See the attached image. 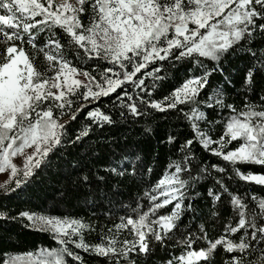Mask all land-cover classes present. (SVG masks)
I'll return each instance as SVG.
<instances>
[{"label": "snow or ice", "instance_id": "snow-or-ice-1", "mask_svg": "<svg viewBox=\"0 0 264 264\" xmlns=\"http://www.w3.org/2000/svg\"><path fill=\"white\" fill-rule=\"evenodd\" d=\"M84 16L88 17L87 23L82 20ZM56 29L66 35V44L57 38ZM257 32L264 33V0H0V173L10 170V179L16 187L26 183L63 143L66 125L60 123V117L81 100L88 103H80L71 120L88 108L89 103L123 89L116 99L131 115L146 114L139 105L160 112L178 109L193 132V139L180 146L179 151L186 153L183 162L170 164L145 193L148 210L136 218L121 217L110 238L89 245L83 234L90 225L82 220L21 212L19 215L30 222L28 227L49 233L60 246L3 253L0 264H69L67 258L82 264L81 255L69 245L109 258L110 264H124L133 252L148 254L150 237L163 243L178 227L189 186L181 174L190 171V150L194 142L233 165L239 179L264 186V174L254 175L251 171L245 174L235 167L238 163L264 166V96L260 98L262 103H246L237 110L224 103L222 87L214 89L202 103L209 109L218 106L230 112L223 120L224 130L217 139L201 128V122L207 117L197 106L201 103L197 97L208 87L209 77L214 72L223 75L224 55L237 46L243 49L251 44ZM42 33H47V39L40 43L38 38ZM25 45L32 51H27ZM69 48L76 61L95 60L106 66L94 64L92 71L77 67L74 60L68 58ZM248 51L254 66L246 74L245 86L252 83L256 64L264 68V55L258 56L251 47ZM40 54L46 64L43 70L36 63ZM181 60H190L204 71L186 79L162 100L150 99L152 91L145 79L151 78V88H155V82L164 77L159 75L160 66L147 69L158 62ZM204 60L214 62V66L207 68ZM142 70L145 71L138 77ZM80 76L85 79H79ZM225 82L231 84L227 76ZM126 84L131 85L132 92L124 88ZM137 89L146 96L134 97ZM180 105L192 107L185 111L178 108ZM124 114L121 112L122 116ZM85 119L99 126L113 123L112 117L99 107L88 110ZM218 122L208 121L209 124ZM90 130L91 125H86L75 141L87 136ZM173 140L169 137L170 143ZM233 142H237L236 146L225 151ZM27 149L33 151L25 154ZM18 156L24 158L22 167L14 163ZM126 162L132 163L127 155L117 160L110 171L124 175L129 172ZM212 167L225 171L217 165ZM134 172L133 163L131 173ZM83 179L86 181L87 177ZM217 183L223 192L214 193L211 189L208 192L214 202L228 192L222 181ZM0 187L7 191V182ZM229 195L235 223L225 225L224 234L214 241L208 240L207 248L193 247L197 239L207 240L203 227V237L188 234L180 241L185 247L167 264H201V261L207 262L218 247L234 254L224 264H264V198L251 196L250 207L240 196ZM169 206V213L158 214ZM0 218H7L6 214L0 212ZM123 230L133 238L117 239ZM241 230L243 233L238 240L230 238Z\"/></svg>", "mask_w": 264, "mask_h": 264}, {"label": "trees", "instance_id": "trees-1", "mask_svg": "<svg viewBox=\"0 0 264 264\" xmlns=\"http://www.w3.org/2000/svg\"><path fill=\"white\" fill-rule=\"evenodd\" d=\"M82 20L87 23L88 17L84 16ZM56 33L57 38L66 44L68 39L66 35L59 29H56ZM45 39L47 33H42L38 41L43 43ZM251 40V44L245 45L243 49L237 46L235 50H230L224 55L221 60L223 75L214 72L209 77L208 87L197 97V101L201 102L197 106L207 117V120L201 122V128L213 139L219 138L223 133V120L230 115L227 108L217 106L209 109L202 103L214 89L222 87L224 103L233 105L237 110L242 109L246 103H262L260 98L264 96V68L256 64L252 83L245 86L244 81L248 70L254 66V59L248 48L255 50L258 56L264 55V33H255ZM25 49L32 51L29 45H25ZM67 51L68 58L73 59L77 67L92 71L94 64L106 66L95 60L76 61L72 50L69 48ZM36 63L42 70L46 67L42 54L37 57ZM204 63L209 69L214 66V62L208 60H204ZM155 66L161 67L159 75L164 79L156 81L155 88H151L153 84L151 78H146L145 84L152 91L150 99L157 101L169 95L189 77L200 75L204 71L190 60L158 62L147 70L150 71L151 67ZM143 71L145 70L137 76L142 75ZM93 75L97 73L93 72ZM225 76L231 81L230 85L225 82ZM124 88L132 92L131 85L126 84ZM122 90L118 89L117 93L107 98L89 103L88 108L80 112L75 120H71L70 117L79 104L88 103L78 101L72 110L66 111L60 117V123L66 125L63 143L50 153L41 167L35 170V174L20 187H16L14 180L7 182V191L0 187V212L5 213L7 217L0 218V254L60 246L49 233L28 227L30 222L19 215L21 212L68 216L82 220L90 225V229L83 234L85 242L95 245L101 243L102 238H110L115 234V225L121 222V217L136 218L139 213L148 210L149 204L145 193L151 190L170 164L174 161L183 162L186 153L179 149L185 141L193 139V132L189 121L178 109L160 112L139 105L146 114L131 115L126 108L121 107L122 102L116 99V95ZM137 94L146 96L145 93H140L139 89L133 92V96ZM96 107L110 115L113 123L99 126L90 119H85L87 111ZM190 107L192 105L178 106L185 111ZM121 112L125 114L122 116ZM208 121L219 122L209 124ZM86 125H91L88 135L75 141V137ZM169 137L174 138L171 143ZM236 144L237 142H233L225 151L234 148ZM190 154L192 156L190 171L181 174L183 179L188 180L189 186L186 189L187 198L184 200V210L178 227L163 243L150 237V252L148 254L133 252L124 264H167L169 259L179 255L185 247L180 241L188 234L203 237L202 227L207 233V240L197 239L193 247L207 248L208 240L214 241L224 234L225 225L235 223L229 193L240 196L250 207L251 196L264 198V186L239 179L233 171V165L211 155L199 143H193ZM126 155L132 162H126L129 172L122 176L111 172L110 169L116 166V161L122 160ZM133 163L135 172L131 173ZM212 165L224 168L225 171L219 172ZM235 167L240 168L245 174L249 171L252 174H264V166L261 165L238 163ZM85 176L86 181L83 179ZM218 180L223 182L228 192L223 193L220 201L214 202L208 192L209 189L214 193L223 192L217 183ZM170 208L171 206L161 209L158 214L169 213ZM242 233L243 230L230 238L238 240ZM125 238L129 240L133 238L127 230H123L117 237L119 240ZM69 247L81 255L82 264H110L109 258L91 252L86 253L76 249L74 245ZM231 255L234 254L226 253L218 247L209 260L201 261V264H224ZM67 259L69 264H80L73 262L71 258Z\"/></svg>", "mask_w": 264, "mask_h": 264}, {"label": "rangeland", "instance_id": "rangeland-1", "mask_svg": "<svg viewBox=\"0 0 264 264\" xmlns=\"http://www.w3.org/2000/svg\"><path fill=\"white\" fill-rule=\"evenodd\" d=\"M78 78L81 79V80H84L85 79L83 76H80ZM32 151H33V149H27L25 154H29ZM23 159H24L23 157L18 156V157H16L14 159V163L16 165L22 167V165H23ZM254 175H258V174H254ZM10 180H11L10 179V170L5 171L4 173H0V185H4L5 182H9Z\"/></svg>", "mask_w": 264, "mask_h": 264}]
</instances>
